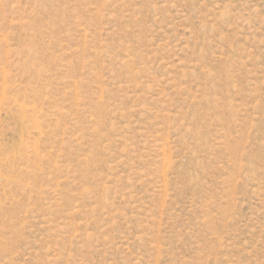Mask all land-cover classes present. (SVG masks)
<instances>
[{
	"label": "rangeland",
	"instance_id": "obj_1",
	"mask_svg": "<svg viewBox=\"0 0 264 264\" xmlns=\"http://www.w3.org/2000/svg\"><path fill=\"white\" fill-rule=\"evenodd\" d=\"M0 264H264V0H0Z\"/></svg>",
	"mask_w": 264,
	"mask_h": 264
}]
</instances>
